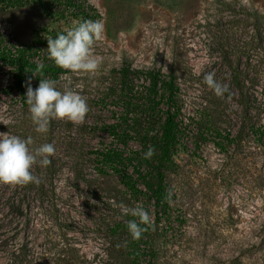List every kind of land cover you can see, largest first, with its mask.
<instances>
[{
	"label": "rangeland",
	"instance_id": "1",
	"mask_svg": "<svg viewBox=\"0 0 264 264\" xmlns=\"http://www.w3.org/2000/svg\"><path fill=\"white\" fill-rule=\"evenodd\" d=\"M87 4L97 11L93 21L104 25L102 38L92 46L101 62L94 74L66 70L55 80L59 90L71 87L86 99L89 111L83 122L51 119L46 132H36L28 106L9 90V67L0 63V132L31 138V148L44 143L55 148L48 166L37 163L31 169L39 183H0V264H264L258 156H250L244 167L230 166L237 172L229 187L217 186L211 170L223 161L213 143L219 138L211 131L203 132L205 141L200 138L203 118L215 109L222 129L234 135L239 127L233 91L217 96L204 76L214 73L217 82L228 86L231 46L248 40L252 32L240 11L264 15V0ZM59 8L54 5L46 15L34 2H0V40L11 50L24 48L36 30L62 32L78 22L69 12L59 15ZM257 48L244 56L256 64L260 83L250 89L256 98L252 105L264 113V43ZM44 54L40 51L33 59ZM124 62L163 77L173 75L177 87L172 106L179 137L165 169L167 203L160 209L136 172H143L141 143L147 131L154 134L160 115L148 112L143 75L130 92L121 89L116 71ZM30 82L35 89L36 80ZM111 125L126 129L125 143L112 136ZM107 149L120 152L121 163H102L99 154ZM128 178L136 189L126 185ZM137 204L148 212L151 224L141 225L145 231L133 239L127 222L137 218L123 209Z\"/></svg>",
	"mask_w": 264,
	"mask_h": 264
},
{
	"label": "trees",
	"instance_id": "2",
	"mask_svg": "<svg viewBox=\"0 0 264 264\" xmlns=\"http://www.w3.org/2000/svg\"><path fill=\"white\" fill-rule=\"evenodd\" d=\"M87 1L12 0L10 2L8 0H0L1 3L11 6H21L34 2L46 15H50L52 7L58 5L60 7L59 11H61L58 13L59 15L69 12L78 22L85 19L95 20L98 17L97 11L92 9L87 4ZM226 4L224 5L225 8L230 9V4ZM240 14L247 20L246 23H248L252 32L248 36V40L245 39L240 45L231 46L234 47V56H227L226 60L227 68L231 73L228 89L233 91L232 97L239 108V127L234 135L229 131L226 132L225 129L221 128L222 120L219 118L221 115L216 113L218 110L215 109L214 112L205 116L207 118L201 119L203 126L200 128V138L205 141L206 138L202 135L204 134L203 132L207 133L208 131H211L219 138L213 143L218 151L221 152L223 161L218 168L211 170L213 181L217 186L229 187L230 181L236 176L237 172V169L236 171L230 170V166L234 165L235 168L244 167L250 156H258L260 167L255 171L259 182L264 186V113L260 111L259 107L252 105V100H256V98L250 92L253 86H257L260 83V76L255 69L256 64L244 56L247 50L256 49L257 47L259 49L264 43V15L258 12H246L243 8ZM239 23L243 22L240 21ZM58 33L60 31L41 28L33 33L30 45L15 50L9 49L0 40V63L10 69L11 86H9V90L15 91L19 95V101L23 107L28 106L25 103L24 94L26 93L29 80L35 79L38 86L40 79L55 81L60 74L67 72L49 59L47 54V38H55ZM40 51L45 52V54L40 56V60L35 61L33 56H38L37 53ZM235 51L237 52L235 53ZM255 62H258V60ZM39 65H43V67L38 69ZM32 72L36 74L34 75ZM116 75L124 92H130L134 80L139 75H143L146 81L144 91L149 104H151L148 112L152 114L159 112L160 117L156 122L158 128L153 135H149L147 131V136L141 143L142 157L140 158L139 166L143 169V172L139 170L136 172L142 180L144 188L149 192V197L152 199L154 207L156 209L163 208L167 203L165 169L172 157L179 137L177 111L172 106L177 89L174 83V76L163 77L158 71H142L131 67L125 62L116 71ZM161 105H165V108L163 109ZM128 106L130 104L126 107ZM109 130L112 136L117 139L120 138V141L125 143L126 139L124 138L128 135L126 129H123L121 125H111ZM222 131H224L223 134H221ZM149 147L154 149V154L150 158H145L144 153L147 152ZM99 156L101 162L109 166L116 165L122 161L121 153L115 149H107L100 153ZM114 170L118 171L115 167ZM133 184L128 178L126 185L131 189H136Z\"/></svg>",
	"mask_w": 264,
	"mask_h": 264
},
{
	"label": "clouds",
	"instance_id": "3",
	"mask_svg": "<svg viewBox=\"0 0 264 264\" xmlns=\"http://www.w3.org/2000/svg\"><path fill=\"white\" fill-rule=\"evenodd\" d=\"M103 32L104 25L100 21L85 19L77 22L58 33L55 38H47L48 58L72 73L94 74L101 61L92 54V46L102 38ZM42 67L39 65L38 69ZM204 83L217 96L228 91L226 84L214 79V73L206 74ZM24 98L38 133L47 131L51 119L81 123L89 111L86 99L77 90L71 87L59 90L56 81L50 79H40L35 89L29 80ZM31 144V138L23 139L8 132H0V183H39V178L32 174L31 169L37 163L43 167L48 166L49 157L54 154L55 148L52 143H44L35 148H31ZM153 154L154 149L149 147L144 156L150 158ZM123 211L125 215L138 219L139 223L137 219L129 220L127 229L133 239H139L145 231L141 225L151 224L148 212L139 204L131 208L124 207Z\"/></svg>",
	"mask_w": 264,
	"mask_h": 264
}]
</instances>
